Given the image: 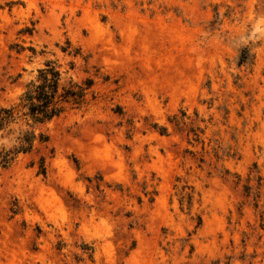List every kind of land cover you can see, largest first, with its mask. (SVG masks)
<instances>
[{
  "label": "rangeland",
  "instance_id": "374dc122",
  "mask_svg": "<svg viewBox=\"0 0 264 264\" xmlns=\"http://www.w3.org/2000/svg\"><path fill=\"white\" fill-rule=\"evenodd\" d=\"M47 61L90 101L0 167V264H264V0H0V105Z\"/></svg>",
  "mask_w": 264,
  "mask_h": 264
},
{
  "label": "trees",
  "instance_id": "16d2710c",
  "mask_svg": "<svg viewBox=\"0 0 264 264\" xmlns=\"http://www.w3.org/2000/svg\"><path fill=\"white\" fill-rule=\"evenodd\" d=\"M92 87V79L82 82L64 79L55 62H45L15 102L0 105V138L10 144L0 151V167L7 168L18 156L32 152L36 143H47L49 136L40 129L69 111L87 106ZM40 168L45 174L43 160Z\"/></svg>",
  "mask_w": 264,
  "mask_h": 264
}]
</instances>
